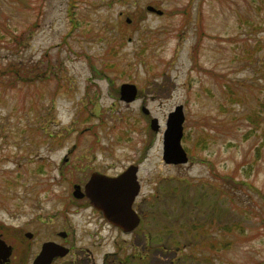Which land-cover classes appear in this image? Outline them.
Instances as JSON below:
<instances>
[{"label":"rangeland","instance_id":"1","mask_svg":"<svg viewBox=\"0 0 264 264\" xmlns=\"http://www.w3.org/2000/svg\"><path fill=\"white\" fill-rule=\"evenodd\" d=\"M16 61L36 75L0 77V223L24 253L64 229L97 262L153 264L149 243L176 264H264V0H0V74ZM177 105L184 164L162 156ZM132 163L140 230L113 246L73 184Z\"/></svg>","mask_w":264,"mask_h":264},{"label":"water","instance_id":"2","mask_svg":"<svg viewBox=\"0 0 264 264\" xmlns=\"http://www.w3.org/2000/svg\"><path fill=\"white\" fill-rule=\"evenodd\" d=\"M149 11L161 14L162 11L153 6H148ZM129 21V19H127ZM137 88L135 84L124 82L120 86V99L130 102L135 99ZM144 113H148L146 107L142 108ZM184 113L182 105L175 106L170 111L166 119V127L163 131V160L171 164H184L188 160L186 151L181 145L182 124ZM150 127L157 131L159 129L158 120L152 118ZM137 169L135 165H130L117 177H107L99 173H92L89 181L84 187V192L80 191V186L75 185L73 194L76 197L86 195L90 203L99 209L103 216L112 224L119 226L124 231H129L137 226L139 217L132 209V203L138 194L140 185L137 180ZM30 234H28L29 236ZM64 248L52 242H45L39 255L34 260V264H48L53 255L59 253ZM11 250L3 240L0 239V257L5 261ZM60 252V254H64Z\"/></svg>","mask_w":264,"mask_h":264},{"label":"flooded vegetation","instance_id":"3","mask_svg":"<svg viewBox=\"0 0 264 264\" xmlns=\"http://www.w3.org/2000/svg\"><path fill=\"white\" fill-rule=\"evenodd\" d=\"M97 172L107 174L110 176L115 175V174L114 175L108 174L106 171H101V170H97ZM88 178L83 183L80 184L82 190ZM80 200H82V203L79 205H82V208H85V209L88 208L91 211H93V213L95 214V215L93 214V216L95 218V222L98 223L97 230L101 232L100 235H103L102 230H107V233L108 235L111 236V238L107 236L106 240H110L111 244L114 246L117 240L116 239L117 235L120 232L121 233H124V232L119 227L110 224L97 209H95L93 206L90 205L89 200L86 196L82 197ZM134 202H133V205H134ZM65 213L67 215L69 212L66 211ZM137 213L140 217V222H141L142 216L140 215L139 212ZM140 224L141 223H139L135 227V229H133L131 232H128L126 234L132 235L133 233H135L136 229L140 230ZM106 227L108 229H105ZM6 229L7 228L3 226L2 223H0V239L3 240L8 246H10L11 253L5 261H3V259L0 257V264H34V260L39 255L41 247L45 242H52L64 248L63 250H60L58 254L53 255V257L48 262V264H129L128 262H129L130 256H127V259L125 257H123V260H121V258L119 259L118 257H119L120 250L117 248H112L110 250L105 251L103 255L101 256L100 262H97V260L93 257L92 250H89V249L74 250L72 247L69 246L70 244L68 243L70 234L64 229H59L55 231L54 232L55 236L53 237V239H49V240L42 242L39 247L38 252H35L34 254L30 255L29 252L24 253V250H22V247L18 246V243H19L17 241L18 235L15 234L14 232L7 233L5 231ZM28 234L30 235L28 236ZM142 235L146 236V232L144 231ZM24 236L30 239L33 236V233L31 231H26L24 233ZM11 238L13 239L15 238V239L10 240ZM101 239H104V237ZM177 247L176 249L172 250L168 246L162 245V247L161 246L159 248L157 247L158 250L154 251L151 255L150 253L151 249L149 248V243H147L146 245H144V249L142 250L143 253H141V258L145 260L147 258H150L149 262H153V264L157 262L158 264H164V263L165 264H176L177 254H178ZM64 250H65V253L60 254V252H63ZM168 256H169V259H167Z\"/></svg>","mask_w":264,"mask_h":264},{"label":"trees","instance_id":"4","mask_svg":"<svg viewBox=\"0 0 264 264\" xmlns=\"http://www.w3.org/2000/svg\"><path fill=\"white\" fill-rule=\"evenodd\" d=\"M15 41H17V38L15 36H12ZM36 64L29 65L24 64L23 62L16 61L13 64L8 63V68H4L3 71L0 74V77L6 76H14L15 79H21V80H28V77L33 74L32 77L36 75ZM263 224H264V220Z\"/></svg>","mask_w":264,"mask_h":264}]
</instances>
